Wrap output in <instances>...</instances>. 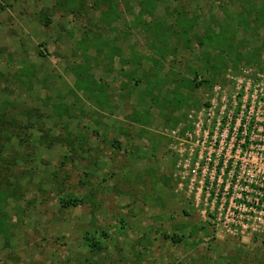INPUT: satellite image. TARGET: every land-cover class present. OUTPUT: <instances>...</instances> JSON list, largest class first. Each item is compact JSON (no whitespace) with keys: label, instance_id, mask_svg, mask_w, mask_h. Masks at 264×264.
Returning <instances> with one entry per match:
<instances>
[{"label":"rangeland","instance_id":"374dc122","mask_svg":"<svg viewBox=\"0 0 264 264\" xmlns=\"http://www.w3.org/2000/svg\"><path fill=\"white\" fill-rule=\"evenodd\" d=\"M143 2L0 0V113L14 121L0 139V189L11 192L0 264H264V159L246 160L257 186L242 195L239 226L215 191L205 201L188 189L195 172L181 183L179 144L197 148L172 137L196 133L187 115L207 107L216 85L231 100L229 76L249 72L264 96V29L234 31L246 59L259 49L256 63L228 62L224 80L193 90L183 85L191 71L198 81L209 74L198 44L178 38L177 12L198 18L201 32L205 22L232 28L243 0ZM253 4L264 9V0ZM165 27L174 33L157 44ZM101 42L114 57L109 47L96 53ZM155 43L170 52L158 74ZM86 75L103 100L76 85ZM156 77L168 82L143 95ZM71 199L82 203L63 208Z\"/></svg>","mask_w":264,"mask_h":264},{"label":"built area","instance_id":"2783aa9c","mask_svg":"<svg viewBox=\"0 0 264 264\" xmlns=\"http://www.w3.org/2000/svg\"><path fill=\"white\" fill-rule=\"evenodd\" d=\"M229 78L234 85L231 100L224 95L221 85H216L214 96L207 107L187 115L186 120L195 127L196 133L187 131L186 136L179 140V132L183 128H178L172 132V137L177 141L184 140L187 144V138L194 139L197 148L187 149L183 143L179 144L177 152L180 161L177 169L179 176L182 175L181 183L187 180L189 172H195L196 179H191L188 189L205 191V201L215 191L214 200L220 197L221 212H224L223 206L229 203L237 210L234 212L235 222L239 225L238 223H244L248 212L241 199L242 195L246 190H253L257 186L252 166L247 167V161L251 160L252 164L258 157L264 159V118H258L259 112L264 109V96L263 89L257 81L251 79L249 72L243 71L241 77ZM258 142L262 143L260 147ZM232 160L234 166L228 170ZM239 199L240 202H237ZM196 200L199 201V197ZM230 209L229 207L224 219L232 222L233 219L229 217Z\"/></svg>","mask_w":264,"mask_h":264},{"label":"trees","instance_id":"16d2710c","mask_svg":"<svg viewBox=\"0 0 264 264\" xmlns=\"http://www.w3.org/2000/svg\"><path fill=\"white\" fill-rule=\"evenodd\" d=\"M255 0H243V9L239 12L238 16L235 19V24L232 26V28L229 27H223L221 25H216L213 23L205 22L206 25L201 29H199V21L196 17H187L184 13L177 12V18H176V25L179 28L178 32V38H180L184 43L186 48H190V46L195 43L198 44V46L201 48V54L200 57L205 61V69L208 71V78H203L201 81H198V73L193 70L191 73L193 74L192 80H185V84L191 87V89L195 90L200 87H206L207 89L213 86L214 84H218L220 80H224L222 78V75L226 73V69L228 67V62L232 63V66L236 68L237 64L242 63L243 61L251 64L257 62V57H260L259 49H256L253 51L251 55H249L250 58H247L242 55L240 52L242 48H244L245 41L243 42H236V36L234 31L238 28L244 29L246 31H249L250 29L254 32L258 29H264V9L257 8L254 3ZM146 0H144L143 4ZM110 6V12L103 14V20L107 21L111 17H113L112 14H114V8ZM142 14V13H141ZM255 14L256 17L253 19L252 22L255 23V25L250 26L248 19ZM213 19V17H211ZM48 25V20L45 23V26ZM162 27V26H157ZM163 28V27H162ZM161 29V28H160ZM170 28L165 27V31L163 32V37L161 39H157V44H163L167 38V36H170V33H174L172 30H169ZM159 30V29H158ZM156 35H158V32H156ZM162 35V33H161ZM153 46V49L155 51V60L153 67L154 70H156V74H158L160 68H161V61H164L167 54L170 52L167 50L166 45L163 47H158L157 44ZM102 44V42H101ZM92 46V45H91ZM105 47H109L106 45L96 47V53L101 54L102 50L105 49ZM83 48L85 50L89 49L88 45H83ZM109 51L105 54L107 57H114L115 56V50L111 47H109ZM104 52V51H103ZM213 52V53H211ZM41 55V53H39ZM233 57V58H230ZM191 70V69H190ZM83 80H86L83 82ZM130 80H135L132 76H130ZM139 81H137L138 83ZM168 80H162L159 77H156L155 85L154 84H148L146 87V91L143 93V95L152 98V92L155 90L157 92H161L162 87L165 83H167ZM79 88L82 86L84 89H86L87 93H93L94 95L98 94V101L103 100V92L96 90L94 82H92L91 77L89 75H86L82 80L77 81L76 84ZM76 86V87H77ZM180 87V84L177 85V88ZM81 89H79L80 91ZM158 100V99H156ZM178 100V99H177ZM181 103V100L178 101ZM14 125V121L9 120L6 118L5 112L0 113V139L4 138L6 136L4 133L7 132V128L9 126ZM13 127V126H12ZM3 144H0V152L2 151ZM1 184V182H0ZM7 184V182H6ZM11 193V192H10ZM9 192L3 191L0 189V233L3 232L4 229V223L6 221V215L4 214L3 210L5 207L4 202L8 200ZM81 201L71 199L64 201L63 208L68 207H75L78 206ZM174 243H179L181 239L177 237L176 235H173L172 238H170Z\"/></svg>","mask_w":264,"mask_h":264}]
</instances>
